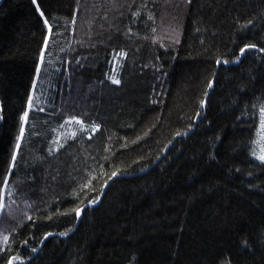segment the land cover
<instances>
[{"label": "trees", "instance_id": "obj_1", "mask_svg": "<svg viewBox=\"0 0 264 264\" xmlns=\"http://www.w3.org/2000/svg\"><path fill=\"white\" fill-rule=\"evenodd\" d=\"M0 1V264H264V0Z\"/></svg>", "mask_w": 264, "mask_h": 264}, {"label": "rangeland", "instance_id": "obj_2", "mask_svg": "<svg viewBox=\"0 0 264 264\" xmlns=\"http://www.w3.org/2000/svg\"><path fill=\"white\" fill-rule=\"evenodd\" d=\"M89 1L93 4L94 1L96 0H89ZM47 31H49V29ZM117 65H118V60L115 58L113 73L116 70ZM39 67L37 68V72L39 70ZM44 82L45 81L41 82L42 88ZM37 86L38 83L35 82V84L32 87V94H31L30 102L27 106V112H29L32 109H35L39 104L38 103L39 92L37 90ZM23 119L25 121L26 119L25 116ZM69 122L71 123V120H69ZM262 122H264V117L262 119ZM262 122L259 123L256 130L257 136L254 141V148H255V157L258 160L264 162V160L260 159L261 156H264V130H262ZM21 134L23 135V130ZM22 188L23 187L21 186V184H18L17 182H15L14 184H8V182H6L0 192V242L4 241V238L9 232L8 225L13 220H17V221L24 220L30 211V206H31V203L29 201L30 196L25 194L24 188L23 189ZM37 206H41V203H37Z\"/></svg>", "mask_w": 264, "mask_h": 264}, {"label": "snow or ice", "instance_id": "obj_3", "mask_svg": "<svg viewBox=\"0 0 264 264\" xmlns=\"http://www.w3.org/2000/svg\"><path fill=\"white\" fill-rule=\"evenodd\" d=\"M115 83H118V81H114ZM27 117V113H25V118ZM77 123H81L80 121H77ZM262 130H264V122H262ZM260 159L264 160V156H261ZM4 242H7V238H4Z\"/></svg>", "mask_w": 264, "mask_h": 264}, {"label": "water", "instance_id": "obj_4", "mask_svg": "<svg viewBox=\"0 0 264 264\" xmlns=\"http://www.w3.org/2000/svg\"><path fill=\"white\" fill-rule=\"evenodd\" d=\"M201 107H204V102L202 103ZM0 112H1V106H0ZM101 196H102V194L99 196L98 200L94 203L95 205H97V203L99 202V199L101 198ZM10 264H16V262L15 263H10Z\"/></svg>", "mask_w": 264, "mask_h": 264}]
</instances>
